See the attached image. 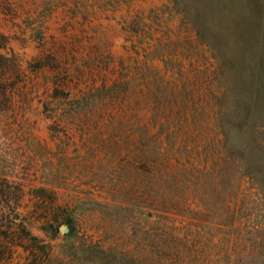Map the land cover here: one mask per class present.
Returning <instances> with one entry per match:
<instances>
[{"label": "rangeland", "instance_id": "1", "mask_svg": "<svg viewBox=\"0 0 264 264\" xmlns=\"http://www.w3.org/2000/svg\"><path fill=\"white\" fill-rule=\"evenodd\" d=\"M263 9L0 0V264H264Z\"/></svg>", "mask_w": 264, "mask_h": 264}, {"label": "trees", "instance_id": "2", "mask_svg": "<svg viewBox=\"0 0 264 264\" xmlns=\"http://www.w3.org/2000/svg\"><path fill=\"white\" fill-rule=\"evenodd\" d=\"M263 14H264V9H263ZM75 258H76V259H79V260L82 259V258H80V257H75ZM82 261H83V260H82Z\"/></svg>", "mask_w": 264, "mask_h": 264}, {"label": "water", "instance_id": "3", "mask_svg": "<svg viewBox=\"0 0 264 264\" xmlns=\"http://www.w3.org/2000/svg\"><path fill=\"white\" fill-rule=\"evenodd\" d=\"M64 228H61V232H63Z\"/></svg>", "mask_w": 264, "mask_h": 264}]
</instances>
